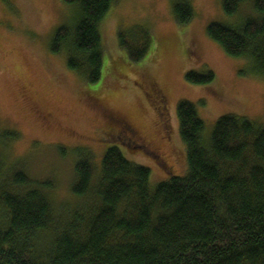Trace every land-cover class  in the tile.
Here are the masks:
<instances>
[{"label":"trees","instance_id":"trees-1","mask_svg":"<svg viewBox=\"0 0 264 264\" xmlns=\"http://www.w3.org/2000/svg\"><path fill=\"white\" fill-rule=\"evenodd\" d=\"M61 1L77 11L69 25L56 30L51 49L64 53L70 70L95 83L103 64L107 67L100 25L118 0ZM245 2L252 14L233 25L212 22L207 34L264 77V0H221L227 15ZM172 10L179 24L194 14L187 0L175 2ZM136 28L135 40L118 31L119 46L131 61L143 58L150 40L146 27ZM185 77L208 83L214 75L189 71ZM150 85L153 93L160 91ZM176 117L186 148L184 175L151 189L149 168L110 146L93 188L89 157L75 163L72 192L90 195L91 203L66 210V217L55 211L49 180L5 169L0 157V264H264V124L226 114L206 136L203 119L187 100L178 102Z\"/></svg>","mask_w":264,"mask_h":264},{"label":"rangeland","instance_id":"rangeland-1","mask_svg":"<svg viewBox=\"0 0 264 264\" xmlns=\"http://www.w3.org/2000/svg\"><path fill=\"white\" fill-rule=\"evenodd\" d=\"M177 1L118 0L111 6L100 25L107 67L103 64L100 80L88 83L67 67L64 53L51 49L56 30L76 14L73 4L0 0V135H16L10 140L0 136V157L5 169L13 166L32 179L49 180L59 216L91 203L90 195L72 192L77 160L89 157L93 188L101 156L110 146L149 168L151 189L184 175L186 148L176 117L181 100L195 104L206 136L226 114L264 124V77L207 34L212 22L233 25L252 14L250 3L227 15L221 0H187L194 14L179 24L172 10ZM136 26L146 27L150 40L143 58L131 61L119 46L118 31L135 40L140 36ZM207 70L214 75L208 83L186 80L189 71ZM150 83L160 91L153 93ZM120 120L152 147L120 138L116 128L126 127Z\"/></svg>","mask_w":264,"mask_h":264},{"label":"flooded vegetation","instance_id":"flooded-vegetation-1","mask_svg":"<svg viewBox=\"0 0 264 264\" xmlns=\"http://www.w3.org/2000/svg\"><path fill=\"white\" fill-rule=\"evenodd\" d=\"M120 122L126 125V127H123L120 130L119 128H116V132L120 135V138L122 136L123 138H127V140H130L133 142L138 141V142H141V144L143 145L152 147L151 145L152 143L147 139V137L145 136L142 137L141 135H138L137 132L134 129H132L129 124H127V122L122 121V120H120Z\"/></svg>","mask_w":264,"mask_h":264}]
</instances>
